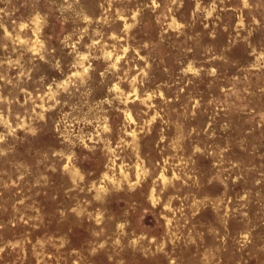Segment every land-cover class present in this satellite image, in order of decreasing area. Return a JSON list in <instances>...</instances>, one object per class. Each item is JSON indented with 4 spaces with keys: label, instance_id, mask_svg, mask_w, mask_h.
<instances>
[{
    "label": "rangeland",
    "instance_id": "obj_1",
    "mask_svg": "<svg viewBox=\"0 0 264 264\" xmlns=\"http://www.w3.org/2000/svg\"><path fill=\"white\" fill-rule=\"evenodd\" d=\"M0 264H264V0H0Z\"/></svg>",
    "mask_w": 264,
    "mask_h": 264
}]
</instances>
